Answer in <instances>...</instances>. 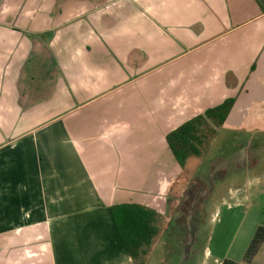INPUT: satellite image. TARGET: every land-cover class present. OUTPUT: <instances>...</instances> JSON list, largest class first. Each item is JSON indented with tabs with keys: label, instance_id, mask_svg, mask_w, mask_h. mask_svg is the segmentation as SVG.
I'll use <instances>...</instances> for the list:
<instances>
[{
	"label": "crops",
	"instance_id": "1",
	"mask_svg": "<svg viewBox=\"0 0 264 264\" xmlns=\"http://www.w3.org/2000/svg\"><path fill=\"white\" fill-rule=\"evenodd\" d=\"M263 6L0 0V264H132L112 211L164 216L166 136L230 98L264 129Z\"/></svg>",
	"mask_w": 264,
	"mask_h": 264
},
{
	"label": "rangeland",
	"instance_id": "2",
	"mask_svg": "<svg viewBox=\"0 0 264 264\" xmlns=\"http://www.w3.org/2000/svg\"><path fill=\"white\" fill-rule=\"evenodd\" d=\"M167 197L147 264H245L264 226V129L219 128L204 156L189 159L170 183ZM254 264H264V247Z\"/></svg>",
	"mask_w": 264,
	"mask_h": 264
},
{
	"label": "trees",
	"instance_id": "3",
	"mask_svg": "<svg viewBox=\"0 0 264 264\" xmlns=\"http://www.w3.org/2000/svg\"><path fill=\"white\" fill-rule=\"evenodd\" d=\"M262 10L264 11V6ZM234 103V98L227 99L219 106L178 126L166 136L167 145L181 170L189 159L204 156L218 129L225 125ZM111 218L127 255L136 264H147L153 241L160 234L164 216L138 204H120L112 211ZM263 243L264 226L260 225L246 249L243 257L245 264H252ZM222 264L235 263L225 260Z\"/></svg>",
	"mask_w": 264,
	"mask_h": 264
},
{
	"label": "water",
	"instance_id": "4",
	"mask_svg": "<svg viewBox=\"0 0 264 264\" xmlns=\"http://www.w3.org/2000/svg\"><path fill=\"white\" fill-rule=\"evenodd\" d=\"M261 2V4H263V1L262 0H259Z\"/></svg>",
	"mask_w": 264,
	"mask_h": 264
},
{
	"label": "flooded vegetation",
	"instance_id": "5",
	"mask_svg": "<svg viewBox=\"0 0 264 264\" xmlns=\"http://www.w3.org/2000/svg\"><path fill=\"white\" fill-rule=\"evenodd\" d=\"M264 1V0H263Z\"/></svg>",
	"mask_w": 264,
	"mask_h": 264
}]
</instances>
